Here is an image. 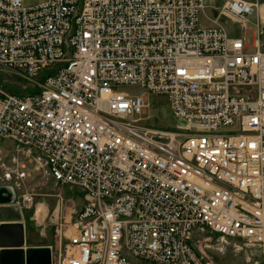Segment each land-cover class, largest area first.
Returning <instances> with one entry per match:
<instances>
[{
	"label": "built area",
	"instance_id": "1",
	"mask_svg": "<svg viewBox=\"0 0 264 264\" xmlns=\"http://www.w3.org/2000/svg\"><path fill=\"white\" fill-rule=\"evenodd\" d=\"M0 67L24 82L0 83L2 176L28 160L79 193L53 264H211L205 233L264 255L258 0H0ZM149 93L173 128L143 123Z\"/></svg>",
	"mask_w": 264,
	"mask_h": 264
},
{
	"label": "rangeland",
	"instance_id": "2",
	"mask_svg": "<svg viewBox=\"0 0 264 264\" xmlns=\"http://www.w3.org/2000/svg\"><path fill=\"white\" fill-rule=\"evenodd\" d=\"M226 0H218L220 6ZM249 2H255L256 0H246ZM259 11L262 13L264 19V0H258ZM261 9V10H260ZM221 21L224 26L229 30L231 35L239 36L240 32L235 24H232L229 19L221 17ZM200 23L202 25H209L204 23L203 16L200 15ZM0 83L10 88L12 91H23V81L20 80L13 73L0 67ZM126 91L133 93H142L143 89L139 87H123ZM147 104L144 110L143 118L144 122L148 125L160 127V128H173L176 124V120L172 116L168 98L166 95L161 94H146ZM0 148L5 156L12 153L13 145L9 140L0 138ZM27 174L25 178L17 180L19 186H11L14 181L4 179L2 171L0 170V187H7L11 195L12 202H18L21 205L24 221L25 240L26 246L38 245V244H51L52 255H56L65 244L64 238L62 244H59L61 240L60 229L56 224L60 222L59 218L53 214L54 209L60 198L67 202V206H72L71 202H74L76 208H80L81 202L78 197L77 189H70L68 186L62 187L55 183L46 173L42 170L34 168V163L24 160ZM10 187V188H9ZM28 192L33 196V202L31 204H24L21 199V195ZM76 193V194H75ZM78 193V194H77ZM72 195H75L74 201H72ZM62 203V202H60ZM10 208H14L13 204L9 205ZM40 210L41 214L36 217V209ZM13 212V210H11ZM69 213V209L66 214ZM61 217V216H60ZM73 217V215H72ZM69 220V216H67ZM72 219V220H71ZM70 221H73L71 218ZM60 238V240H59ZM202 240L208 241L209 247H199L211 264H264V255L255 252L254 248L242 247L238 251L232 244H225L224 246L216 244L215 238L208 233H205ZM224 247V248H223ZM53 262V258H52Z\"/></svg>",
	"mask_w": 264,
	"mask_h": 264
},
{
	"label": "water",
	"instance_id": "3",
	"mask_svg": "<svg viewBox=\"0 0 264 264\" xmlns=\"http://www.w3.org/2000/svg\"><path fill=\"white\" fill-rule=\"evenodd\" d=\"M10 190L0 187V264H51L50 246L25 245L23 215L19 206L11 203Z\"/></svg>",
	"mask_w": 264,
	"mask_h": 264
},
{
	"label": "crops",
	"instance_id": "4",
	"mask_svg": "<svg viewBox=\"0 0 264 264\" xmlns=\"http://www.w3.org/2000/svg\"><path fill=\"white\" fill-rule=\"evenodd\" d=\"M261 10V9H260ZM40 214H41V212H40ZM40 216V215H39ZM39 216H37V217H39ZM22 221H23V219H22ZM24 222V221H23ZM24 227H25V225H24ZM59 240H60V238H59ZM59 244H62V238H61V240L59 241ZM25 245H26V240H25ZM28 246H50L51 247V249H52V246H51V244H38V245H28ZM52 258H53V255H52Z\"/></svg>",
	"mask_w": 264,
	"mask_h": 264
},
{
	"label": "bare ground",
	"instance_id": "5",
	"mask_svg": "<svg viewBox=\"0 0 264 264\" xmlns=\"http://www.w3.org/2000/svg\"><path fill=\"white\" fill-rule=\"evenodd\" d=\"M13 204H14V202H13ZM20 210H22V208H20ZM22 212V211H21ZM40 215V210H38V208H37V211H36V217L37 216H39ZM52 251V250H51ZM53 261H54V256H53ZM51 264H53V262H52V256H51Z\"/></svg>",
	"mask_w": 264,
	"mask_h": 264
}]
</instances>
